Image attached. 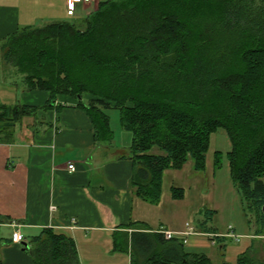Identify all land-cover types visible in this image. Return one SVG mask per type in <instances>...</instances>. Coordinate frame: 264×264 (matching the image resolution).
Here are the masks:
<instances>
[{"label": "trees", "instance_id": "16d2710c", "mask_svg": "<svg viewBox=\"0 0 264 264\" xmlns=\"http://www.w3.org/2000/svg\"><path fill=\"white\" fill-rule=\"evenodd\" d=\"M0 57L27 90L49 94L48 106L77 99L97 145L112 142L107 110L118 109L132 136L122 157L133 163L132 188L152 205L161 201L167 170L189 161L206 170L211 136L224 130L232 183L249 224L264 233V0H103L87 16L18 30L0 40ZM34 111L0 105V132ZM223 159L215 154L217 169ZM171 192L185 197L183 188ZM120 229L114 248L130 264H213L145 223ZM28 252L35 264H80L74 239L50 228L31 239ZM253 262L251 250L237 260Z\"/></svg>", "mask_w": 264, "mask_h": 264}, {"label": "crops", "instance_id": "0c3cea01", "mask_svg": "<svg viewBox=\"0 0 264 264\" xmlns=\"http://www.w3.org/2000/svg\"><path fill=\"white\" fill-rule=\"evenodd\" d=\"M93 11L92 6L80 7L77 17ZM68 18L66 0H0V40L22 28ZM83 98L89 101L91 96ZM48 100V93L27 90L22 76L0 65V105L35 109L15 122L9 137L0 132V219L17 222L25 239L12 243L13 228L0 226V264H35L28 246L47 228L74 239L80 264H130V255L117 252L113 238L121 226L133 222L145 223L153 232H176L177 239L190 223L196 234L187 237V252L206 255L213 264H237L239 256L251 250L253 264H264V233L257 235L255 223L242 233L232 223L219 227L223 202L229 201L230 211L234 202L242 203L231 180L229 152H220L226 158L222 168L215 166V152L212 170L208 159L204 172L196 171L191 161L181 170H167L161 201L152 205L135 194L133 163L122 158L129 154L132 136L121 134L125 141L118 142L112 128V142L97 145L92 121L77 99L62 96L50 106ZM70 163L75 165L73 173ZM219 180L225 186L217 197ZM173 187L183 188L185 197L175 200ZM206 206L207 216L202 212ZM193 215L200 216L196 227ZM209 231L222 241L214 242Z\"/></svg>", "mask_w": 264, "mask_h": 264}, {"label": "rangeland", "instance_id": "374dc122", "mask_svg": "<svg viewBox=\"0 0 264 264\" xmlns=\"http://www.w3.org/2000/svg\"><path fill=\"white\" fill-rule=\"evenodd\" d=\"M99 4H94L91 6L94 7V10H96L98 8ZM67 21L70 22V21H72V19L68 18ZM1 64H2V61H1V57H0V65ZM19 86H22V84L20 83ZM107 113L110 117L111 126L114 129V131L116 132L117 141L118 142L125 141V138L121 134H126V136H128V138L131 139V135L129 133L125 132L121 128L119 110L112 108V109L107 110ZM230 150H231V142L229 140L227 133L223 130H219L218 133L214 134L211 137V146H210V150L207 153V159L209 162L208 163L209 164V170H212L215 152H221L224 155H226V153L229 152ZM153 153L154 154H160L161 151L158 148H155ZM225 161H226V158H224V164H225ZM225 173H226V169H224L222 171V173H220V174H221V176H223V175H225ZM218 185L220 186V189L217 188V190H216L217 197H218V195H220L219 193H220L221 188H224L225 182L219 180L218 184H216V187ZM223 204L226 206V208H225V211H224V208L222 209L223 216L220 220L221 223H219V227L225 229L226 225H229L230 223H232L235 225V227L237 228V231L239 233L244 232L245 229L249 230V228H250L249 227L250 226L249 220H250L252 215L247 214V212H245L242 203L240 204L239 202H236V203L234 202L232 211H230V209H229V207H230L229 201H224ZM206 209L207 210L210 209L209 206H206V208H204L202 212L204 213L206 211ZM199 217H200L199 215H197V216L193 215L192 216V218L195 219V221L192 222L195 227L199 225V221H198ZM252 220H255V217H253Z\"/></svg>", "mask_w": 264, "mask_h": 264}, {"label": "built area", "instance_id": "2783aa9c", "mask_svg": "<svg viewBox=\"0 0 264 264\" xmlns=\"http://www.w3.org/2000/svg\"><path fill=\"white\" fill-rule=\"evenodd\" d=\"M103 0H66V11H67V15L70 18H74L77 17V12L78 9L80 7H86V6H91L94 4H99L100 2H102ZM68 170L70 173L75 172V165L73 163H70L68 165ZM10 226L13 228V232H12V236H11V240L12 243L14 244H22L24 242V236L20 231V225L17 222H8L5 223L3 221H1L0 219V226ZM158 232L162 233L165 237V239L167 240H172V239H177V235H179L176 232H172L170 230H159ZM192 234H196V230L193 226H191L190 223L186 224V229L184 232L181 233V239L184 242V244H186L187 242V237L192 235ZM209 236L213 239L214 242H216L214 239L217 238V235L215 234H209Z\"/></svg>", "mask_w": 264, "mask_h": 264}, {"label": "water", "instance_id": "95a60500", "mask_svg": "<svg viewBox=\"0 0 264 264\" xmlns=\"http://www.w3.org/2000/svg\"><path fill=\"white\" fill-rule=\"evenodd\" d=\"M263 210H264V208H263Z\"/></svg>", "mask_w": 264, "mask_h": 264}]
</instances>
